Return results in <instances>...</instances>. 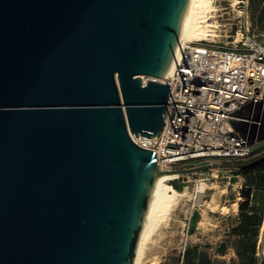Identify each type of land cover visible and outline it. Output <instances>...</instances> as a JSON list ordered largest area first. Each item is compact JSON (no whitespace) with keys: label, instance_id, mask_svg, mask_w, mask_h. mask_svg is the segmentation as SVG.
Returning a JSON list of instances; mask_svg holds the SVG:
<instances>
[{"label":"water","instance_id":"obj_1","mask_svg":"<svg viewBox=\"0 0 264 264\" xmlns=\"http://www.w3.org/2000/svg\"><path fill=\"white\" fill-rule=\"evenodd\" d=\"M188 3L0 0V264H134Z\"/></svg>","mask_w":264,"mask_h":264},{"label":"built area","instance_id":"obj_2","mask_svg":"<svg viewBox=\"0 0 264 264\" xmlns=\"http://www.w3.org/2000/svg\"><path fill=\"white\" fill-rule=\"evenodd\" d=\"M216 38L184 46L172 76L159 82L169 86L164 125L135 144L153 150L161 168L244 163L264 143V43L247 26L225 36V46Z\"/></svg>","mask_w":264,"mask_h":264},{"label":"rangeland","instance_id":"obj_3","mask_svg":"<svg viewBox=\"0 0 264 264\" xmlns=\"http://www.w3.org/2000/svg\"><path fill=\"white\" fill-rule=\"evenodd\" d=\"M215 0L216 7L211 19L217 24V44L225 46V36L234 35L238 29L248 27L250 35L264 43V0ZM142 79L149 78L141 76ZM129 137L134 135L129 132ZM138 141V140H137ZM264 155V143L259 144L251 160ZM181 167H174L180 169ZM239 172L211 170L194 175H181L169 184L183 193L168 215L158 225L148 240L139 264H181L182 254L187 247L193 249V262L205 255L213 264H250L251 239L242 240L230 233L238 222V204L243 200L241 190L253 178ZM205 182L207 190L199 193L197 186ZM256 181V180H255ZM251 201L261 207L263 223L259 227L255 243L254 261L264 260V193L253 190ZM263 248V252L261 250Z\"/></svg>","mask_w":264,"mask_h":264},{"label":"bare ground","instance_id":"obj_4","mask_svg":"<svg viewBox=\"0 0 264 264\" xmlns=\"http://www.w3.org/2000/svg\"><path fill=\"white\" fill-rule=\"evenodd\" d=\"M214 2L215 0H189L172 62L165 77L156 81L163 82L172 76L184 46L207 40L208 37H216L214 29L218 26L211 20L214 18L213 13L216 10ZM133 139L137 143L139 136H134ZM160 169L161 172L155 181L149 200L145 224L139 235L134 264H139L151 235L168 215L178 198L183 197V193L176 191L169 182L184 174L181 171L169 170L167 167H160ZM207 186L205 182L200 181L196 189L199 193H205L209 188Z\"/></svg>","mask_w":264,"mask_h":264},{"label":"trees","instance_id":"obj_5","mask_svg":"<svg viewBox=\"0 0 264 264\" xmlns=\"http://www.w3.org/2000/svg\"><path fill=\"white\" fill-rule=\"evenodd\" d=\"M243 177L253 178L251 183L245 184L241 190L243 200L238 204V222L231 229L232 235L239 236L242 240L251 239L252 247L250 251L251 263L255 264L253 259L255 254V243L258 238L259 227L262 223V208L253 204L251 195L253 190L260 189L264 193V160L257 164L238 170ZM256 180V181H255ZM193 249L187 247L182 254L181 264H213L205 255H199L197 263L193 262ZM260 264H264L262 259Z\"/></svg>","mask_w":264,"mask_h":264},{"label":"crops","instance_id":"obj_6","mask_svg":"<svg viewBox=\"0 0 264 264\" xmlns=\"http://www.w3.org/2000/svg\"><path fill=\"white\" fill-rule=\"evenodd\" d=\"M238 177H240L241 182L244 180V178H242L241 176H238ZM262 223H263V218H262ZM262 223H261V225H262Z\"/></svg>","mask_w":264,"mask_h":264}]
</instances>
